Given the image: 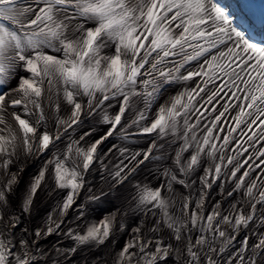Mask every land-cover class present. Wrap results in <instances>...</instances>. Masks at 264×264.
<instances>
[{"label": "snow or ice", "instance_id": "1", "mask_svg": "<svg viewBox=\"0 0 264 264\" xmlns=\"http://www.w3.org/2000/svg\"><path fill=\"white\" fill-rule=\"evenodd\" d=\"M229 8L0 0V264H264V38Z\"/></svg>", "mask_w": 264, "mask_h": 264}, {"label": "bare ground", "instance_id": "2", "mask_svg": "<svg viewBox=\"0 0 264 264\" xmlns=\"http://www.w3.org/2000/svg\"><path fill=\"white\" fill-rule=\"evenodd\" d=\"M228 5H230L229 10H235L236 11V16L237 17H241V21L244 24V26L246 28H248L249 33L251 35H253L254 37H256V34H259L261 32L264 31V27H257V28H251L252 24L250 23V21L248 20V14L250 11L252 10H257L260 9V12L262 10H264V0H229L228 2H226ZM251 7H248V6ZM237 19L236 17H233V23H237ZM141 146H146V144L141 143ZM36 171V169L33 167L31 168L27 174L23 177V182L20 185V189L23 190L25 185L27 184L28 180L31 178V176L34 174V172ZM147 179L151 180V182L153 184L158 183V181H156L155 177H147ZM42 203H41V213H43L45 206L49 203H52L54 201H49L48 198L45 195H42L41 197ZM97 219H99V216L96 217ZM39 219V217H38ZM65 244L70 243V241H65ZM117 247H119V245H117ZM98 254V252L96 253H88V252H84L83 255L87 256V255H96ZM105 258L107 259V256H105ZM77 264H83L82 261H77Z\"/></svg>", "mask_w": 264, "mask_h": 264}]
</instances>
